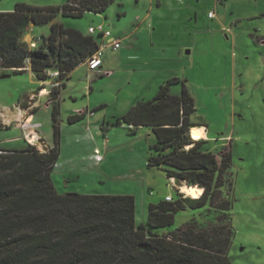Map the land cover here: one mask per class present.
Wrapping results in <instances>:
<instances>
[{
  "label": "rangeland",
  "instance_id": "rangeland-1",
  "mask_svg": "<svg viewBox=\"0 0 264 264\" xmlns=\"http://www.w3.org/2000/svg\"><path fill=\"white\" fill-rule=\"evenodd\" d=\"M64 1L0 0V8L11 10L16 2L44 6L49 2L61 5ZM201 2L205 12L210 9L215 15L207 22L208 32H200L196 41L185 33L182 17L155 24L156 0H113L103 13L86 11L79 17L57 14L58 23L83 33H87L89 25L98 24L111 31V37L120 41L115 50L106 46L105 38L94 34L97 44L104 48L107 68L94 73L82 63L71 71L64 87L60 86L61 94L56 93L57 89L47 90V96L39 98L36 95L40 87L53 86L43 81L31 85L22 78L24 75L7 77L0 80V104L21 108L24 104L21 100L31 101L28 116L36 103L37 119L44 122L42 118H51L56 103L58 120L61 117L71 127L63 134V141L67 135L70 136L67 140L74 139L72 129L77 127L78 133L74 135L87 136V143L80 141L85 145L84 152L87 147L93 150L96 146L106 161L98 168L77 161L71 165L69 156L80 151L79 143L72 140L63 146L62 158L58 156L54 164L51 172L56 180L54 185L64 192L132 195L135 223L139 224L146 220L148 204L163 201L166 195L173 200L178 198V186L166 176L165 165H147L153 151L151 145L156 141L150 127L132 129L125 123L109 122L125 114L138 100L151 99L162 81L179 78L180 82L170 85V92L178 94L184 85L195 104L190 121L203 124L212 136L205 138L206 146L213 153L229 149L230 172L225 170L222 180H229L231 173L233 187L232 192L229 183L218 187L220 192L209 207L185 205L178 209L173 224L162 231H174L194 218L196 231L218 227L227 232L230 220L233 231L228 249L230 263L264 264V0ZM49 30L47 24L36 25L30 33L40 36ZM29 85L36 94L32 93L31 99L20 97ZM47 101L48 111L44 108ZM80 110L84 111V117L68 122L67 117ZM9 111L3 119L14 123L16 119L10 118ZM18 111L17 108L15 113ZM23 123L29 129L34 125L27 117ZM0 133L10 136L13 131L0 128ZM193 136L197 137L194 132ZM58 171L65 173L61 175ZM230 198L228 218L214 207Z\"/></svg>",
  "mask_w": 264,
  "mask_h": 264
},
{
  "label": "trees",
  "instance_id": "trees-1",
  "mask_svg": "<svg viewBox=\"0 0 264 264\" xmlns=\"http://www.w3.org/2000/svg\"><path fill=\"white\" fill-rule=\"evenodd\" d=\"M112 1L65 0L44 6L16 2L11 10H0V66L17 74L28 63L38 81L55 83L50 91L64 86L69 73L85 63L98 44L95 35L53 19L57 14L103 13ZM48 23L49 33L29 47L23 40L26 27ZM48 71H57L58 76L51 77ZM176 82L177 77L162 81L151 99L138 100L109 123L150 127L156 141L147 165H165L169 179L197 187L199 197L184 196L176 189L178 198L148 204L146 220L136 224L132 195L59 192L51 179L60 143L54 103L51 147L41 151L24 139L20 148H0V264H231L230 220L227 232L218 227L196 231L194 218L174 231H162L173 224L178 209L209 207L218 187L229 183L231 192L233 187L231 173L229 180H222L223 172H230L229 149L213 153L202 135L193 136L194 99L184 85L178 94L171 93L170 85ZM83 117L80 110L67 120ZM187 143L192 145L185 148ZM229 200L214 207L228 218Z\"/></svg>",
  "mask_w": 264,
  "mask_h": 264
},
{
  "label": "crops",
  "instance_id": "crops-1",
  "mask_svg": "<svg viewBox=\"0 0 264 264\" xmlns=\"http://www.w3.org/2000/svg\"><path fill=\"white\" fill-rule=\"evenodd\" d=\"M43 5H55V4L54 3L52 4L49 2V3L43 4ZM154 7H155V9H154L155 10L154 11V22H155V24H156V22L164 23L165 21H169L172 19L179 20L182 17L181 19H183V21H184V23L183 22L182 23L185 24V26H184V30H186L185 33H187V36H190V39L192 38L193 41H196L199 38L200 32L206 31L207 22H209V20L214 18V17H208L207 16V13H208V11H210V9L206 10V12H205V5L201 2V0H156V5ZM1 9H3V8H0V10ZM214 15H215V13H214ZM55 18L53 19V21L58 22L57 20H55ZM47 25L50 26L49 23ZM32 26H35V25L29 24L26 27V29L28 31L24 33L23 40L29 39L32 36H38V35L30 33ZM155 29H156V27H154V30ZM187 31H189V33ZM207 32L208 31H206V33ZM46 35L43 34L40 36H46ZM104 67L107 68V63H106V61H104V57H102V66H101L100 70L96 71L95 73L103 72ZM20 71H21L20 73L13 74L10 69H5V68L0 66V80H4L7 77L19 78V76L24 75V77H22V78L26 79L29 84H31V85H33L35 83L37 85L42 84V81H38L35 78V76H34L33 72L31 71L29 65H26L24 67V69H22ZM70 73H69V76H70ZM15 80H17V79H15ZM31 87L29 85L28 89L24 88V91L20 94V97L31 99L32 98L31 95H33L32 93L36 94V90H33V88H31ZM57 91H58V95L61 94L60 87H58ZM36 96H38V98H39V97H43V96H47V95L40 94V95H36ZM36 96H35V98H36ZM22 102H24V104L21 108L17 107L16 105H14V108H13V105L9 104V103L0 104V105H2V106H0V128L10 129L13 131V134L10 136H5L2 133H0V148H20V147L24 146V135L26 134L28 136V133H33L34 137L38 136L40 138V141H42V143L45 145L46 148L51 147L53 144L51 118L50 119H48V118L43 119L42 118V120L44 122L39 121L37 119V115L35 112V110L39 108V105L36 103H34L35 106H37V107H35V110L32 111V113L28 114V116H27L26 112H27V109L30 108L29 103H31V101L29 102V101H26L25 99H23V100H21V103ZM44 104H45L44 108L48 111L50 109L49 102L47 101ZM17 108L20 109V111H18L16 114L15 111L17 110ZM6 111L11 112L10 118H13L14 120L16 119V121L14 123L13 122L9 123V121H7L6 119L5 120L3 119ZM26 117L28 120L32 119V123L34 125L31 126L32 127L31 129L26 127L25 124L23 123V121H25ZM58 121H59V126H60V143H59V155H58L59 157L62 158L63 154L61 152L63 150V146H67L73 140L74 143H76V144L79 143L78 148L80 151H79V154L69 156L68 161H70L71 165L77 164V163H75L77 161L78 163H80V162L86 163V165L89 167L98 168L101 163L102 164L105 163L106 156L101 157V155L99 153L96 154L94 152V150L97 149L96 146H94L93 150H91V148L88 144L89 147H87L86 152H84V146L85 145L81 144L80 141H83V142L85 141L87 143V141H86L87 136L85 137L82 135H74L73 133H75V134L78 133L76 131L77 127L72 129V130H75V132H73L71 130L72 134L70 133L72 135V137H74V139L67 140V138L70 137L69 135H67L66 141H63V134L65 132H68L67 131L68 128H71V127H68L69 125H66V123H64V121H61V117H59ZM115 125H120V124H115ZM196 126H203L204 127L203 124H197ZM127 128H129V127L127 126ZM96 134L99 135L100 133L96 131ZM206 137H209V139H210L212 136H209L207 128L204 127L201 138L205 139ZM104 143H105V139L102 141V145H104ZM83 166H85V165L83 164ZM58 172L61 175H64L63 173H65L64 171H58ZM51 179H52L53 184H55L54 182L56 180H55V176L53 173L51 174ZM171 179H173V178H171ZM181 184H183V183H181ZM176 186H178V185H176ZM56 189L59 192H64V191H60L58 187H56ZM177 189H179V191H180L179 186ZM183 194L185 196H188L186 193H183Z\"/></svg>",
  "mask_w": 264,
  "mask_h": 264
},
{
  "label": "built area",
  "instance_id": "built-area-1",
  "mask_svg": "<svg viewBox=\"0 0 264 264\" xmlns=\"http://www.w3.org/2000/svg\"><path fill=\"white\" fill-rule=\"evenodd\" d=\"M71 5H77L72 3L71 1L69 2ZM208 17H214V12L212 10L208 11L207 13ZM28 30L25 29V32H27ZM87 34H98L99 36H101L102 38L106 39V46L110 47V49L115 50L117 48L120 47V41L118 40H114L113 37H111V31L107 28H105L102 24H98V25H91L87 28ZM40 40V36H32L29 39L24 40L29 47L33 48L36 46L37 42ZM103 46L98 44V47L95 51H93L85 60V64H86V68L88 71L90 72H95L98 71L101 66H102V57H103ZM26 65H29L28 63ZM48 74L51 77H57L58 76V72L57 71H48ZM45 83H49L50 86L55 85V83L51 82L50 80L47 81H43ZM42 90H45L44 92H42ZM50 91V88L45 87H40L38 90V95L42 94L45 95L47 94L46 91ZM28 136H30L32 138V141L28 138ZM28 136L25 134L24 137L27 140L28 143L35 145L37 148H39V150L41 151H45L46 148L45 145L42 143V141H40V138L34 137V134L28 133ZM94 152L96 154H98L97 149L94 150ZM165 200L168 201H172V197L170 195L165 196Z\"/></svg>",
  "mask_w": 264,
  "mask_h": 264
},
{
  "label": "bare ground",
  "instance_id": "bare-ground-1",
  "mask_svg": "<svg viewBox=\"0 0 264 264\" xmlns=\"http://www.w3.org/2000/svg\"><path fill=\"white\" fill-rule=\"evenodd\" d=\"M42 92H44V90H42ZM203 130H204L203 126H197L194 129V134L197 136L202 135ZM28 138L32 141V138L30 136H28ZM191 145H192L191 143H187L185 144V148H189ZM179 188L182 193H186L189 197L192 198L199 197L200 190L195 186L187 185L186 183H183L179 185Z\"/></svg>",
  "mask_w": 264,
  "mask_h": 264
},
{
  "label": "water",
  "instance_id": "water-1",
  "mask_svg": "<svg viewBox=\"0 0 264 264\" xmlns=\"http://www.w3.org/2000/svg\"><path fill=\"white\" fill-rule=\"evenodd\" d=\"M186 53H189V50H188V49L186 50ZM174 182H175L176 185H178V186H179V184H181L180 179H178V178H174Z\"/></svg>",
  "mask_w": 264,
  "mask_h": 264
},
{
  "label": "clouds",
  "instance_id": "clouds-1",
  "mask_svg": "<svg viewBox=\"0 0 264 264\" xmlns=\"http://www.w3.org/2000/svg\"><path fill=\"white\" fill-rule=\"evenodd\" d=\"M174 179V178H173ZM179 190V189H178ZM180 192V191H179ZM184 195V194H183ZM185 196V195H184Z\"/></svg>",
  "mask_w": 264,
  "mask_h": 264
}]
</instances>
